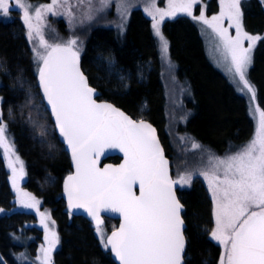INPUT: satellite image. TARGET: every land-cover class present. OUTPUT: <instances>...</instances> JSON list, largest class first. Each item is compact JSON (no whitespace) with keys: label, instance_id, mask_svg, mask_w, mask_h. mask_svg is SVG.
I'll return each mask as SVG.
<instances>
[{"label":"trees","instance_id":"16d2710c","mask_svg":"<svg viewBox=\"0 0 264 264\" xmlns=\"http://www.w3.org/2000/svg\"><path fill=\"white\" fill-rule=\"evenodd\" d=\"M243 9L247 31L263 33L264 5L246 0ZM164 24L179 78L195 93L196 105L185 100L189 108L196 110L190 128L220 153L243 146L254 133L248 102L209 57L198 22L179 15ZM152 25L148 15L138 8L124 26H95L81 56L100 98L115 102L136 118L150 120L172 156L163 131L167 93L160 73L161 50ZM0 76L3 116L27 163L29 176L24 190L41 201L38 209L19 205L0 148V264H42L46 229L41 213L45 209L57 227L60 241L52 252V264H117L102 243L96 224L68 206L65 179L72 171V158L42 93L33 46L18 12L0 16ZM251 76L259 86L264 109V37L254 53ZM111 160L118 162L121 158ZM179 195L186 206V264H220L222 248L211 237L215 223L213 200L205 180L198 177L190 187H179ZM107 222L112 231L119 220L108 218Z\"/></svg>","mask_w":264,"mask_h":264},{"label":"snow or ice","instance_id":"6c2138e0","mask_svg":"<svg viewBox=\"0 0 264 264\" xmlns=\"http://www.w3.org/2000/svg\"><path fill=\"white\" fill-rule=\"evenodd\" d=\"M199 2L167 0L166 10L152 4L149 14L155 21L152 27L162 53L167 55L168 41L161 33V21L177 12L188 14L213 29L225 59L230 60L231 71L254 98L255 89L246 79V70L252 47L262 37L243 31L240 0H221L223 10L211 19L203 13L199 17L192 15ZM101 3L106 5L110 0ZM12 8L22 10L28 39L38 41L33 58L39 84L58 132L71 149L75 174L67 177L65 185L70 207L86 209L95 219L98 232L103 223L102 210L122 213L124 223L118 230L106 239L101 232L104 246H110L122 264H183L184 221L174 186L189 184L192 174L173 180L155 129L143 120L131 119L111 104L96 102L95 89L80 70L75 39L66 43L45 39L46 14L63 10L71 15L70 0H50L39 6H33L30 0H0V15L8 16ZM225 17L230 21L229 28L235 27L234 37L222 25ZM245 40L250 42L247 48ZM254 111L258 112V121L253 138L234 153L211 155L208 166L200 173L208 180L215 201L211 236L223 245L220 264H264V110L257 107ZM6 131L0 113V148L7 154L13 184L17 185L18 178L24 175L23 162L15 155ZM105 149H120L124 162L118 167L99 168L98 160ZM136 185L139 195L133 190ZM20 197L21 204L38 209L40 202L35 197L22 191ZM45 220L41 213V223L47 228ZM46 240L48 246L41 248V260L42 264H52L51 253L59 238L49 231Z\"/></svg>","mask_w":264,"mask_h":264},{"label":"rangeland","instance_id":"374dc122","mask_svg":"<svg viewBox=\"0 0 264 264\" xmlns=\"http://www.w3.org/2000/svg\"><path fill=\"white\" fill-rule=\"evenodd\" d=\"M244 1L246 0H240V11L242 14L241 23H242L243 31L247 32L249 35H256L263 38L264 32L261 34L259 33L257 34V33L248 32L246 30V27L244 26V9H243ZM258 1L262 3V5H264V0H258ZM30 2L33 6H39L49 3V1H44V0H30ZM70 3H71V13H72L71 15H68L63 10H59L58 14H52V13L46 14L44 20V35H45V39H48L49 42H56V43H66L69 40L75 39L77 41L75 48L79 52V55H82V51L84 49L86 40L93 27L98 25H105L112 27L124 26L126 22L129 20L131 12L134 9H138V8L142 9V11L146 15H148V17L152 20V23H154L155 21L153 20L152 15L149 14V10H151L152 4L154 3L155 7L159 9L166 10L168 7L167 0H110V3L106 5L102 4L101 0H70ZM222 10H223V6L221 4V0H200L199 3L194 5L192 15L199 17L201 13H203L207 18L211 19V17L213 16H218ZM16 12H18L20 17L23 16L22 10L17 8H12L8 16L15 15ZM179 15H188V14L177 12V14L173 17H165L160 24L161 33L163 37L168 41L167 55H164L161 51V75L167 93V103H166L167 122L163 126V131L167 141L168 148L170 149V152L172 154L171 157L173 163V174L175 179L178 180L181 176L186 175L187 173L192 174L191 182L189 184H185L179 187H190L191 184L196 180V178L202 177L205 180L210 195L212 197L213 213H215V201L211 189L209 187L208 180L206 179L205 176H203L200 173H202L208 166V160L211 155L224 157L228 154L238 151L240 147L220 153L217 150H215L210 144L205 143V141L202 138H200L196 133H194V131L190 128V122L192 118L195 116L196 110H193L192 107L189 108L187 103L189 102V104L191 103L192 105L193 104L196 105L197 101L195 100V93L192 86L189 87L186 81H183L179 78L177 65L172 59L170 53V42L163 31L165 20L173 19ZM195 20L199 24V28L203 35L206 50L209 54V57L211 58L213 63L226 74L228 79L234 85L237 92H239L241 95H243L246 98L250 109V115L253 119L254 132H255L258 121V112L254 110L257 107L259 110H264L259 101V86L251 76L253 56L254 53L256 52L259 40H257L255 45L252 47L250 53L251 62L246 70V79L255 89V97L253 98L251 93L244 88L243 83L239 81L238 76H236L231 71L230 60L225 59L222 46L220 44L219 38L217 37L216 33L213 31L212 28L203 24L202 21H199L197 19ZM62 23H63V28L61 27ZM229 24H230L229 19L225 17L222 21V25L223 27L227 28L229 34L234 37L236 35L235 27L229 28ZM157 40L161 50V42L159 40V37H157ZM31 43L33 47L38 45L37 40L31 41ZM249 43H250L249 41L245 40L244 47L247 48L249 46ZM0 82H1V76H0ZM186 99L188 100L187 103L185 101ZM0 113H2V120L4 124L7 125L6 135L9 138V142L13 145L15 149V155L18 156L20 158V161L23 162L24 175L22 178H18L17 185L13 184V186L16 189V191L18 186L20 191L29 193L31 196L35 197L36 200L41 202L35 195L24 190V182L27 181L29 176L27 163L26 160L18 151L17 143L15 141L14 135L9 128V123L4 119L1 95H0ZM252 138L253 136L249 140H251ZM193 144H198L200 145V147L194 148ZM4 155L8 166L7 154L5 152ZM13 159H15V157H13ZM16 167L18 170L19 169L18 163ZM8 168L11 172V180L13 183L12 168L9 166ZM20 191H17L19 205L25 208H29L26 207L24 204H21ZM39 206L40 203L38 205V208ZM42 213L45 214L46 217L45 222L48 225V227L45 228L46 235H45V241L43 247V248H47L48 245H47L46 237L48 236L49 231L55 232L58 238H59V234L54 221L51 219V216L49 215L48 209H45V211H43ZM214 221H215V215H214ZM214 227H215V223H214ZM214 227L212 231L214 230ZM101 232L103 233L105 239L109 236L111 232V227L108 226V222L105 223L104 225H101L100 231L99 232L97 231L100 239H101ZM105 239H101L103 244L105 243ZM216 242L219 243L218 241ZM59 244L60 241L57 243L53 251L59 246ZM220 246L222 248V254H221V258H222V256L224 255V249L222 244H220ZM40 257H42V253Z\"/></svg>","mask_w":264,"mask_h":264},{"label":"water","instance_id":"95a60500","mask_svg":"<svg viewBox=\"0 0 264 264\" xmlns=\"http://www.w3.org/2000/svg\"><path fill=\"white\" fill-rule=\"evenodd\" d=\"M79 67H80L81 72H83V74L87 78L88 85L91 88L95 89V95H94L93 98L96 100L97 103H108V104H111L115 108H117L120 111H122L123 113H125V115L129 116L131 119H133V120H135L137 122H139L140 120H143L144 122L150 124L152 126V128L155 129V135H156V137H157V139L159 141V144H160L161 148L163 149L164 158L168 161L169 175H170V177L173 180H176L175 177H174V174H173L172 158H171V156L168 154V152L166 150V147H165V145L163 143V140H162V137L160 135L159 129L150 120H148L146 118H136L133 115H131L127 110H125L123 107L117 105L115 102H112V101L107 100V99H101L100 98L99 89L97 87H95L94 85L91 84L90 78H89V76L87 75V73L85 72V70L83 68V58H82L81 55H79ZM45 101H46V99H45ZM46 103H47V101H46ZM47 106H48V108H49V110L51 112V108H50V105H48V103H47ZM51 114H52V112H51ZM52 117H53V120H54L53 114H52ZM54 122H55V120H54ZM56 130L58 132L57 126H56ZM58 134H59V132H58ZM59 136L61 138V135L60 134H59ZM61 140H62V138H61ZM62 142L65 144V147H66L67 151L71 155V149H70V147H68L66 145V141L62 140ZM114 157H120L121 160L118 161V162H114V161L111 160V158H114ZM71 158H72V156H71ZM124 159H125L124 153L120 149H105L104 153L102 155H100V157H99L97 166L99 168H101V169H103L106 166L118 167L119 165H121L124 162ZM74 174H75V166H74V161L72 159V171L66 176L65 185H66V182H67V177L69 175H74ZM133 190H134V192H135L136 195H139V186L138 185L134 186V189ZM174 191H175V196H176L177 200H179L180 204L182 205V209H181V212H180V216H181L182 220L184 221L183 234H184V237H185V252H184V255H183V264H186V252H187V249H188V237H187V233H186V230H187V222H186V219H185V216H184V211L186 209V206H185V204L183 203V201L180 198V195H179V186H174ZM65 198L67 200V203H68L69 208L74 213L79 214V215H83L86 218H88L91 222H93L94 224H96L95 219L93 217H91L87 213L86 209H79V208L70 207V205H69V199H68V193H67L66 188H65ZM106 217H108V218H114V219L119 220L118 226L110 232V234H109V236H110L113 231L118 230L120 228V226L124 223L123 215H122V213L105 212V211L102 210L101 211V220L104 222V218H106ZM108 248L111 251L112 257L115 259V261L117 262V264H122V262L116 256L115 252L111 249V247L109 246Z\"/></svg>","mask_w":264,"mask_h":264},{"label":"flooded vegetation","instance_id":"af4514ba","mask_svg":"<svg viewBox=\"0 0 264 264\" xmlns=\"http://www.w3.org/2000/svg\"><path fill=\"white\" fill-rule=\"evenodd\" d=\"M45 1H49L50 2V0H45ZM245 24H246V22H245V15H244V26L246 27ZM61 27L63 28V23H62ZM107 220H108V217L104 218V222L102 223V225H104L105 223H107Z\"/></svg>","mask_w":264,"mask_h":264},{"label":"bare ground","instance_id":"6f19581e","mask_svg":"<svg viewBox=\"0 0 264 264\" xmlns=\"http://www.w3.org/2000/svg\"><path fill=\"white\" fill-rule=\"evenodd\" d=\"M161 53V52H160ZM161 73V72H160ZM224 75V74H223ZM178 76V75H177ZM182 78V77H181ZM226 79V78H225ZM189 84V83H188ZM191 84V83H190ZM186 85V84H185ZM189 86V85H188ZM191 86V85H190ZM234 89H235V87H234ZM238 94V93H237ZM167 96V95H166ZM247 103V102H246ZM248 107V106H247ZM249 111V110H248ZM251 117V116H250ZM252 119V118H251ZM252 121V120H251ZM253 125H254V123H253ZM253 132V131H252ZM250 135V134H249ZM251 136V135H250ZM245 142H243V144H244Z\"/></svg>","mask_w":264,"mask_h":264}]
</instances>
